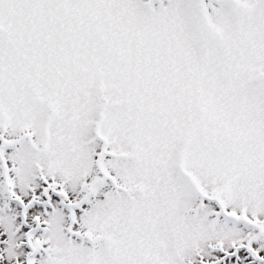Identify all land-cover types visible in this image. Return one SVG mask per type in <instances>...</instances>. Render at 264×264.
I'll return each mask as SVG.
<instances>
[{
	"label": "snow or ice",
	"instance_id": "1",
	"mask_svg": "<svg viewBox=\"0 0 264 264\" xmlns=\"http://www.w3.org/2000/svg\"><path fill=\"white\" fill-rule=\"evenodd\" d=\"M0 264H264V0H0Z\"/></svg>",
	"mask_w": 264,
	"mask_h": 264
}]
</instances>
